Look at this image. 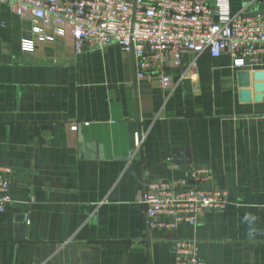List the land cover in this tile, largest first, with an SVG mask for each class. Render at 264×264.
Listing matches in <instances>:
<instances>
[{
  "label": "crops",
  "instance_id": "obj_1",
  "mask_svg": "<svg viewBox=\"0 0 264 264\" xmlns=\"http://www.w3.org/2000/svg\"><path fill=\"white\" fill-rule=\"evenodd\" d=\"M228 1L234 12H264V0ZM31 29L0 2V165L12 169L0 264H175L178 239L196 240L213 264H264V97L241 100L238 72L249 69L186 52L166 68V89L139 78L118 43L77 52L56 36L24 52ZM192 167L213 170L201 187L227 190L228 207L148 231L144 182Z\"/></svg>",
  "mask_w": 264,
  "mask_h": 264
},
{
  "label": "built area",
  "instance_id": "obj_2",
  "mask_svg": "<svg viewBox=\"0 0 264 264\" xmlns=\"http://www.w3.org/2000/svg\"><path fill=\"white\" fill-rule=\"evenodd\" d=\"M23 19L32 21L33 37L23 38L21 48L33 52L39 41L70 36L77 52L87 46L118 43L136 61L137 76L159 78L163 88L173 84L168 66L181 64L182 54L208 52L212 57L229 55L234 67L264 69V12L245 15L206 0H0ZM196 61L192 62V68ZM184 75H182L183 77ZM89 123H86L88 125ZM77 123L71 126L73 131ZM136 144L141 135H135ZM12 169L0 165V212L12 202ZM210 168L192 167L186 177L144 182L141 203L148 231L196 224L210 209H226L228 191L201 185L214 181ZM169 217L161 221L159 217ZM175 264H213L199 255L198 242L178 239Z\"/></svg>",
  "mask_w": 264,
  "mask_h": 264
},
{
  "label": "water",
  "instance_id": "obj_3",
  "mask_svg": "<svg viewBox=\"0 0 264 264\" xmlns=\"http://www.w3.org/2000/svg\"><path fill=\"white\" fill-rule=\"evenodd\" d=\"M238 82L242 88L240 90V98L242 101H250L253 98V91L256 92L254 95L256 100H261L264 97V69L255 70L253 73L250 70H240L238 72ZM80 140L83 141V138L80 137ZM100 156L102 157L103 154L101 153ZM25 227V223L19 224V232H24ZM18 238L24 239V235H19Z\"/></svg>",
  "mask_w": 264,
  "mask_h": 264
}]
</instances>
